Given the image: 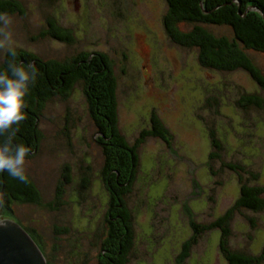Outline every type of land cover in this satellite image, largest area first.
I'll return each mask as SVG.
<instances>
[{
	"label": "rangeland",
	"instance_id": "rangeland-1",
	"mask_svg": "<svg viewBox=\"0 0 264 264\" xmlns=\"http://www.w3.org/2000/svg\"><path fill=\"white\" fill-rule=\"evenodd\" d=\"M14 1L23 9L8 15L18 50L44 61L91 52L111 61L118 130L139 158L132 173L118 175L133 177L121 195L134 235L124 263L229 264L219 248L220 229L200 226L230 209V251L263 258L264 210L237 207L242 186L264 187V110L236 103L246 94L264 97L251 77L205 69L196 49L174 44L164 28V0ZM50 24L72 41L39 38ZM210 30L230 37L227 27ZM249 53L264 76V55ZM4 56L0 52V62ZM84 87L78 82L42 108L41 139L25 163L40 204L13 203L6 213L0 201V224L13 221L34 231L51 264H110L117 246L126 244L104 175L113 170L105 156L111 144L97 132ZM154 115L166 130L163 138L149 134ZM107 219L118 241L109 237Z\"/></svg>",
	"mask_w": 264,
	"mask_h": 264
},
{
	"label": "trees",
	"instance_id": "trees-1",
	"mask_svg": "<svg viewBox=\"0 0 264 264\" xmlns=\"http://www.w3.org/2000/svg\"><path fill=\"white\" fill-rule=\"evenodd\" d=\"M164 1L168 6L167 13L163 17L164 28L174 44L181 48L196 49L198 62L205 69L229 73L238 70L246 72L264 92V76L253 63L249 53L264 55V0ZM16 12L20 14L23 12L20 3L14 0H0V14L11 15ZM211 26L227 27L230 30V37L214 35L210 30ZM182 27L183 29H181ZM49 28L42 35L39 34V38L49 36L56 40L72 41L69 33L54 24H50ZM16 51L15 60L18 64L22 63L25 67L32 64L38 70L36 80L34 83H29V91L24 98L26 107L23 111L26 118L10 129V132L19 129V131H15L13 142L23 144L29 149L26 158L35 152L41 139L38 120L44 103L54 95L67 96L78 82L84 83L89 102V115L95 123L101 139H108L111 144L108 146L109 149L105 156L107 157L106 163L110 164L113 170L109 175L104 172V175L107 189L115 193H111V201L117 200L118 208H120V213L116 217L121 221L124 220L120 224L125 234L126 244L117 246V251L112 253L117 257L108 263L125 264L124 259L131 249L134 235L131 215L125 209L121 195L123 191L128 190L127 186H130L133 177L124 179L121 176V179L118 175L124 174L125 171L132 173L139 158L134 148H128L125 139L118 130L117 83L111 61L107 55L98 52L82 53L67 61H44L32 52L18 49ZM8 59L9 57L5 54L3 61L0 62V71L6 70ZM236 103L239 106H252L264 110V97L262 96L242 95ZM149 134L158 135L161 138L166 135V130L161 127L155 115L152 117V128ZM4 140L5 136H0V143H3ZM212 142L215 149L220 148V142ZM232 167V165H228V168ZM233 168L237 169L238 167L234 166ZM240 193L237 207L254 211L264 210L263 186H242ZM40 196V192L29 178L25 183L11 177L7 172H0V201L6 213H11L10 207L13 203L40 204ZM232 211L234 209L227 211L223 217L209 227L200 226V231L220 229L219 248L229 264H263L264 257L254 258L230 251L228 248L229 231L226 224ZM106 224L110 225V220L107 219ZM113 226L112 222L111 227L108 226L109 237L118 241L117 231ZM31 232L40 245V240L37 236L35 237L34 231ZM192 242L195 243L194 240H191L186 245L182 253L183 259L188 256L187 249ZM40 251L44 256L41 245ZM46 264L51 263L46 262Z\"/></svg>",
	"mask_w": 264,
	"mask_h": 264
},
{
	"label": "clouds",
	"instance_id": "clouds-1",
	"mask_svg": "<svg viewBox=\"0 0 264 264\" xmlns=\"http://www.w3.org/2000/svg\"><path fill=\"white\" fill-rule=\"evenodd\" d=\"M11 18L7 14H0V52L7 54V68L0 71V136H5L0 143V172H7L11 177L21 182H28L25 169L26 156L29 149L23 144H15V131L10 132L13 125L25 120V96L29 83H34L38 75L37 68L29 64L25 67L15 60L19 45L10 30ZM7 134V135H5Z\"/></svg>",
	"mask_w": 264,
	"mask_h": 264
},
{
	"label": "water",
	"instance_id": "water-1",
	"mask_svg": "<svg viewBox=\"0 0 264 264\" xmlns=\"http://www.w3.org/2000/svg\"><path fill=\"white\" fill-rule=\"evenodd\" d=\"M0 264H46L40 245L26 225L0 224Z\"/></svg>",
	"mask_w": 264,
	"mask_h": 264
}]
</instances>
